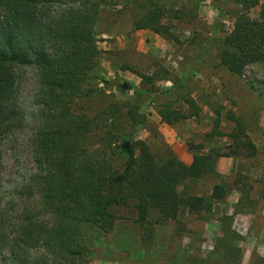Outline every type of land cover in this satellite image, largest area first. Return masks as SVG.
Here are the masks:
<instances>
[{"label":"trees","instance_id":"obj_1","mask_svg":"<svg viewBox=\"0 0 264 264\" xmlns=\"http://www.w3.org/2000/svg\"><path fill=\"white\" fill-rule=\"evenodd\" d=\"M123 1L129 0H0V171L4 143L26 120L18 102V70L32 68L36 80L31 102L35 110L28 118L33 128L26 142L35 171L25 179L22 188L38 196L37 204L46 219L36 220L33 212L25 208L15 224L17 233L9 238L0 194V257L8 252L4 264L85 263L90 250L84 226L108 233L118 219L115 209L128 206L130 199L135 201V223L141 227L150 225L151 210L162 221H176L182 209L197 216L212 210V203L204 197L182 196L178 191L183 182L207 173L211 156L194 153L191 163L185 164L169 148L157 156L144 141L135 139V132L146 125L139 108L148 99L132 84H114L120 92L132 91L133 97L109 109L117 115L121 107L125 108L129 129L122 131L115 142L106 140L109 155L88 148L87 136L98 128L97 120L74 112L73 108L96 92L92 85L97 79L94 73L100 56L98 25L113 6L111 3ZM181 1L189 9H195L199 3ZM162 2L145 0V12L134 19V30L171 36L169 26L161 22L169 17ZM234 2L241 11L219 40V65L240 77L249 65L264 66V5H259L258 0ZM258 6L257 18H251L249 12ZM179 12L174 13L176 18ZM123 70L131 71L143 82H152L151 77L130 67ZM189 82L187 76L176 80L162 95L171 97ZM182 100L187 109L184 112L171 101L156 106L161 122L172 126L198 116L200 109L195 100L188 95ZM227 120L234 124L229 133L219 129L217 111L206 135L231 141L228 151L219 156L257 155V147L243 121L232 112L227 114ZM188 146L191 150L202 148ZM120 156L125 160L118 165ZM224 197V187L215 185L211 199ZM231 220V216L220 220L222 230L217 244L227 249L229 261L236 263L241 237L232 231ZM36 247L42 250L40 255H32Z\"/></svg>","mask_w":264,"mask_h":264},{"label":"rangeland","instance_id":"obj_2","mask_svg":"<svg viewBox=\"0 0 264 264\" xmlns=\"http://www.w3.org/2000/svg\"><path fill=\"white\" fill-rule=\"evenodd\" d=\"M144 1L111 3L113 6L103 14L97 30L100 51L94 73L97 79L92 85L96 92L79 101L73 110L96 118L98 128L87 136L88 148L109 155L106 140L115 142L130 127L125 108L121 107L117 115L109 109L133 97L132 91L120 92L114 84H132L148 99L139 108L146 125L135 132V139L144 141L157 156H162L166 148L186 161H191L194 153L211 156L207 173L183 182L178 191L182 196L204 197L212 203V210L197 216L182 209L176 221L159 220L151 210L150 225L141 227L135 223V201L130 199L128 206L115 209L118 219L108 233L84 226L90 252L87 261L81 264H264V66L249 65L239 77L219 65V40L231 29L241 7L234 0H199L195 9H189L181 0H163L169 17L161 22L169 26L171 33L163 36L149 30H134V19L145 12ZM258 1L264 5V0ZM259 8L249 12L251 18H257ZM176 11H180L179 18L174 16ZM125 66L148 75L152 82H143L136 74L123 70ZM186 76L190 82L177 94L162 95L173 82ZM35 80L32 68L18 70V102L26 120L10 135L2 152L0 194L9 238L17 233L15 224L25 208L33 212L36 220H46L37 204L38 196L22 188L25 179L35 171L26 142L33 128L28 118L35 110L31 102ZM187 95L197 103L198 116L172 126L161 122L156 106L171 101L177 109L187 111L182 100ZM217 111L219 129L223 132H231L234 126L227 120L229 112L243 121L257 147V155L219 156L228 151L231 141L206 136ZM109 131L113 137L107 135ZM189 144L202 148L191 150ZM124 160L120 156L116 162L120 165ZM215 185L224 187L223 200L211 199ZM224 216L232 217L231 229L241 237L237 242L240 258L236 263L229 261L227 249L217 244ZM41 253L40 247L32 251V255ZM7 254L0 257V264L6 262ZM143 256L148 261L142 262Z\"/></svg>","mask_w":264,"mask_h":264},{"label":"crops","instance_id":"obj_3","mask_svg":"<svg viewBox=\"0 0 264 264\" xmlns=\"http://www.w3.org/2000/svg\"><path fill=\"white\" fill-rule=\"evenodd\" d=\"M169 142H171V141L169 140ZM174 152H175V151H174ZM175 154H177V153L175 152ZM179 159H180L181 161H183L185 164H190L191 161H192V160H191V161H188V160L186 161V159H184V158H179ZM140 254H141V253H140ZM141 260H142V262H143V261H148V259L145 258L144 256L142 257ZM140 262H141V261H140Z\"/></svg>","mask_w":264,"mask_h":264}]
</instances>
